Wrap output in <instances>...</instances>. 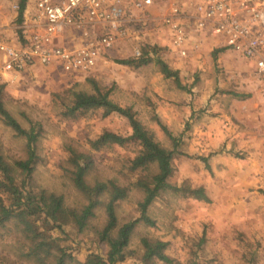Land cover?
<instances>
[{"label": "rangeland", "instance_id": "374dc122", "mask_svg": "<svg viewBox=\"0 0 264 264\" xmlns=\"http://www.w3.org/2000/svg\"><path fill=\"white\" fill-rule=\"evenodd\" d=\"M155 2L150 8L152 20L127 24L90 73L37 65L13 75L4 70L0 56V96L6 108L23 127L42 126L34 170L29 176L18 170L19 183L29 190L63 194L67 206L83 205L86 200L70 178L71 146L92 156L91 175L130 187L128 196L116 204L119 225L141 216L144 193L136 182L142 172L130 170L139 144L91 148L105 131L131 135L128 119L116 112L105 115L102 107L77 118L62 115L57 96L69 89L93 92L90 80H94L103 89L113 88L111 98L131 107L163 146L173 148L167 132L179 139L181 154L173 160L175 171L168 181L183 189L203 187L209 198L171 189L163 192L148 208L155 224L136 225L126 258L116 264H166L142 259V237L168 242L165 253L172 260L168 264H264V76L253 62L222 45L206 44L187 58L169 52L167 28L160 21L166 5L164 0ZM19 3L0 0V42L22 38ZM29 5L33 7L31 0L26 9ZM76 33L70 31L63 43L71 45ZM137 50L145 52L146 64L122 63L138 58ZM216 50L222 51L214 58ZM158 61L177 75L166 76ZM0 154L10 163L29 157L26 138L1 115ZM105 222V211L99 207L91 226L102 228ZM44 223L39 221L46 228ZM49 234L82 262L91 253L106 256L108 251L91 229L78 233L74 226L63 225L50 228ZM19 237L12 225L0 230V264H16L12 247Z\"/></svg>", "mask_w": 264, "mask_h": 264}, {"label": "trees", "instance_id": "16d2710c", "mask_svg": "<svg viewBox=\"0 0 264 264\" xmlns=\"http://www.w3.org/2000/svg\"><path fill=\"white\" fill-rule=\"evenodd\" d=\"M27 0H20L19 20L21 21ZM218 51L214 53L217 57ZM149 61L145 52L133 60H124L123 64L140 66ZM162 72L166 76H176L177 72L171 70L164 62L158 61ZM94 91H80L69 89L57 97L63 104L62 115L67 118H77L92 109L102 107L104 114L119 113L126 117L131 126V135L124 136L119 133L105 131L91 142V148L99 149L106 145H124L129 141L139 144L140 150L131 161L130 170L141 171V177L136 185L144 193L139 202L141 216L138 219L119 225L116 212L118 201L125 199L130 191L128 185L119 184L114 179L101 180L91 175L94 166L92 156L80 153L69 147L68 162L70 178L75 188L82 193L85 203L81 206L70 207L66 205L63 194L47 189L29 190L23 183H19L18 170L31 175L34 170L36 158L35 145L41 136L40 123H32L25 128L6 108L0 96V115L4 122L19 136L25 137L29 157L10 163L0 154V230L9 229L12 225L18 236V245L14 249L16 264H116L127 256V248L136 225L143 221L153 226L155 221L148 215V208L163 192L168 189L174 192L184 191L197 199L208 200L203 187L190 188L173 186L168 179L173 175L175 167L173 160L179 152V139L163 129L173 142V148L163 146L155 139L154 134L137 118L131 107H122L111 98L113 88L103 89L94 80H90ZM103 207L106 222L102 228L91 226V220L97 216V209ZM44 220V228L39 221ZM10 225V226H9ZM63 225L74 226L78 233L89 229L94 230L99 239L108 246L106 256L91 253L85 261H79L72 252L64 246L60 239L49 234L50 228H62ZM144 261L161 260L171 263V258L165 253L168 242L160 239L141 238Z\"/></svg>", "mask_w": 264, "mask_h": 264}, {"label": "built area", "instance_id": "2783aa9c", "mask_svg": "<svg viewBox=\"0 0 264 264\" xmlns=\"http://www.w3.org/2000/svg\"><path fill=\"white\" fill-rule=\"evenodd\" d=\"M31 1L33 7L29 5L22 15V38L17 43L0 42L3 68L13 75L37 65L90 73L125 26L152 20L150 8L156 5L155 0ZM164 2L167 11L160 21L167 28L169 52L187 58L206 44L222 45L253 62L264 76V0ZM70 31L77 33L67 46L63 41Z\"/></svg>", "mask_w": 264, "mask_h": 264}, {"label": "crops", "instance_id": "0c3cea01", "mask_svg": "<svg viewBox=\"0 0 264 264\" xmlns=\"http://www.w3.org/2000/svg\"><path fill=\"white\" fill-rule=\"evenodd\" d=\"M10 42V41H9ZM11 43H17V41H13V42H11Z\"/></svg>", "mask_w": 264, "mask_h": 264}]
</instances>
